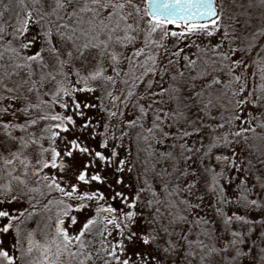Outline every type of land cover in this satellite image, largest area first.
<instances>
[{"label":"snow or ice","instance_id":"snow-or-ice-1","mask_svg":"<svg viewBox=\"0 0 264 264\" xmlns=\"http://www.w3.org/2000/svg\"><path fill=\"white\" fill-rule=\"evenodd\" d=\"M0 264H264V0H0Z\"/></svg>","mask_w":264,"mask_h":264}]
</instances>
